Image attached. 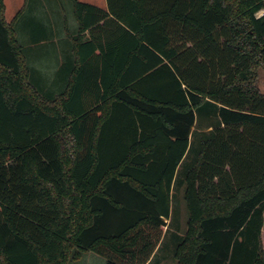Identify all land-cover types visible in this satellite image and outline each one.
Instances as JSON below:
<instances>
[{"label": "trees", "instance_id": "trees-1", "mask_svg": "<svg viewBox=\"0 0 264 264\" xmlns=\"http://www.w3.org/2000/svg\"><path fill=\"white\" fill-rule=\"evenodd\" d=\"M56 1L0 0V264H264V0H60L51 91L28 56Z\"/></svg>", "mask_w": 264, "mask_h": 264}, {"label": "crops", "instance_id": "crops-1", "mask_svg": "<svg viewBox=\"0 0 264 264\" xmlns=\"http://www.w3.org/2000/svg\"><path fill=\"white\" fill-rule=\"evenodd\" d=\"M5 1V18L7 22H12L20 10L25 5V0H4ZM82 2L90 3L101 9L108 10L107 0H80ZM67 3V1H66ZM66 4L63 7L60 0H57L55 4L46 5L44 8L48 13L47 29L48 37H51L45 43L46 46L41 44H32L31 51H29L28 59H30L34 66L41 71L47 77L46 81L49 86V90L59 89L61 76H70L72 74V68L77 61V57H74L72 53L71 40L75 39L77 32V22L72 15L71 5ZM39 7L38 12L44 9ZM34 18V17H33ZM38 18V17H37ZM50 21L51 23H48ZM103 23V22H101ZM53 33V34H52ZM84 39H101L102 33L94 31L93 34L85 32ZM101 35V36H100ZM262 93H264V87L259 82L258 84ZM196 128L193 127V131ZM207 131V130H205ZM193 139V135L191 136ZM264 237V229L262 233Z\"/></svg>", "mask_w": 264, "mask_h": 264}, {"label": "rangeland", "instance_id": "rangeland-1", "mask_svg": "<svg viewBox=\"0 0 264 264\" xmlns=\"http://www.w3.org/2000/svg\"><path fill=\"white\" fill-rule=\"evenodd\" d=\"M259 82H261V84L264 87V68H261L259 70L258 84ZM183 212H184V209H183ZM161 253L164 255V257L161 259V264H175V259L172 255V252H170L171 255H169L168 250L164 249ZM80 264H105V258L97 254H94L92 252H89L86 255L85 259L82 262H80Z\"/></svg>", "mask_w": 264, "mask_h": 264}]
</instances>
